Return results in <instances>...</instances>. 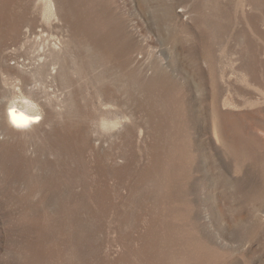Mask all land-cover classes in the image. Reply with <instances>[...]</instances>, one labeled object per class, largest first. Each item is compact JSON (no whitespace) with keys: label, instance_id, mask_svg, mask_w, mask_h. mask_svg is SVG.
I'll return each instance as SVG.
<instances>
[{"label":"rangeland","instance_id":"obj_1","mask_svg":"<svg viewBox=\"0 0 264 264\" xmlns=\"http://www.w3.org/2000/svg\"><path fill=\"white\" fill-rule=\"evenodd\" d=\"M19 6L0 95L49 105L0 123V264H264V0Z\"/></svg>","mask_w":264,"mask_h":264},{"label":"bare ground","instance_id":"obj_2","mask_svg":"<svg viewBox=\"0 0 264 264\" xmlns=\"http://www.w3.org/2000/svg\"><path fill=\"white\" fill-rule=\"evenodd\" d=\"M20 2H21V0H0V23H2L3 21H7V23L9 24L8 26L14 32H18L19 27H20V23H21L20 21L22 20L21 12L23 10L20 9V7H21V6H19ZM84 2H86V1H84ZM78 6H79V4H78ZM84 7H85V5H84ZM75 9H77V6ZM78 9L76 11L80 10V9L79 10ZM80 12H81V10H80ZM83 14H85V13H83ZM85 19L87 20V18H85ZM104 33H103V35H104ZM109 33H111V32H109ZM101 38L102 37H100V39ZM114 38H116V37H114ZM97 45L101 46L100 42ZM96 48H98V47H96ZM117 50H118V48H117ZM103 55H104V53H103ZM27 84H29V83L21 80L19 88L17 89L18 94L14 97H10L9 99H7V98L3 99L4 96L0 95V97H1L0 98V106H1L0 107V123H3L5 126L17 130V129L30 128V127L38 124L42 120L43 111H44V109H47V106L49 104L48 105L46 104L47 106H43V104L40 103L39 101H37L36 99H32L33 97L30 95V93L28 91L29 89L27 88Z\"/></svg>","mask_w":264,"mask_h":264}]
</instances>
